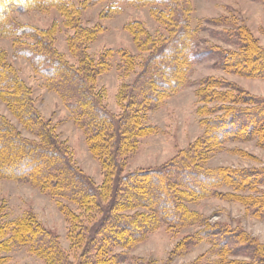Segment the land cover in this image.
<instances>
[{"label":"trees","instance_id":"trees-1","mask_svg":"<svg viewBox=\"0 0 264 264\" xmlns=\"http://www.w3.org/2000/svg\"><path fill=\"white\" fill-rule=\"evenodd\" d=\"M96 1L0 0V37L12 40L15 55L25 58L43 79L45 88L60 98L104 171V183L97 188L73 165L69 149L58 140L50 123L39 115L30 88L0 50V98L18 123L38 139L23 137L0 114V178L26 183L55 198L68 221L72 248L82 249L73 261L51 231L31 215H25L0 225V264H7L6 254L14 247H27L47 264H123L128 259L124 251L131 250L161 226L175 230L205 227L195 235H188L189 239L180 247L185 251L193 244L190 240H208L216 258L194 264H231L224 256L234 250L231 247L234 234L221 238L226 227L205 226L200 214L189 206L216 195L217 188L228 184L226 180L234 181V187L240 189L264 187V168L253 171L204 168L210 152L232 138L256 136L264 145V98L252 96L230 83L205 78L195 91L199 103L196 115L204 132L190 148L158 169L128 175L122 174L118 158L135 148L145 128L146 113L160 106L168 94L188 85L192 66L204 56L217 55L216 66L220 69L261 78L264 77V48L248 27L241 24L232 29L225 17L217 21L218 25L229 28L222 31L221 38L233 45L234 50L199 52L196 36L190 29L189 0H119L135 5L156 2L165 6L154 15L168 34L150 35L139 22L126 26L140 58L144 52L148 54L140 62L132 52L117 51L121 61L119 70L129 72L137 66L141 70L126 93H122L128 109L116 117L102 105L103 92L96 90L94 83L101 70L110 66L113 52H105L102 59L95 61L85 50L98 29L88 30L78 23L80 10ZM253 1L264 7V0ZM49 7L65 14L69 21L66 24L74 30L69 49L77 65L70 64L55 49L52 30L21 25L11 18L16 11ZM258 195L247 207L262 217L264 190ZM72 204L78 214L70 208ZM134 208L139 212L127 213ZM96 216L100 218L94 220ZM91 219L95 223L89 226ZM246 240L242 242L249 256L259 257L262 247Z\"/></svg>","mask_w":264,"mask_h":264},{"label":"rangeland","instance_id":"rangeland-1","mask_svg":"<svg viewBox=\"0 0 264 264\" xmlns=\"http://www.w3.org/2000/svg\"><path fill=\"white\" fill-rule=\"evenodd\" d=\"M140 4L98 0L96 3L83 5L79 12L78 23L81 27L88 30L98 29L97 35L87 43L86 53L98 61L105 52H113L109 58L110 66L101 70L94 83L96 90L103 92L102 105L116 117L128 109L127 99H122L121 96L122 93H126L141 70L140 66L129 72L119 70L121 61L117 51L132 52L138 61L146 59L148 54L144 52L140 58L136 42L126 26L132 22H139L150 35L168 34L163 23L154 15L155 11L158 12L165 6L156 2ZM189 4L192 12L190 29H193L197 39V51L217 53L234 50L233 45L227 44L221 38L222 31L225 32L229 28L218 25L217 21L220 22L221 18L225 17L233 26L232 29L241 24L248 27L259 45L264 48V7L260 2L189 0ZM11 18L21 25L52 30L55 49L70 64L77 65V60L69 49V38L74 34V30L66 24L69 22L66 15L57 8L16 11L12 13ZM0 50L4 52L6 62L30 88L34 107L39 115L50 123L58 140L69 149L73 165L91 179L94 186L101 187L104 183L102 163L89 150L84 134L69 117L60 98L45 88L43 79L34 72L25 58L15 55L10 38L0 37ZM217 58L218 56L212 53L204 56L192 66L188 85L176 93L168 94L160 106L146 113L145 128L139 134L135 148L125 157L118 158L122 165V174L158 169L173 161L178 154L186 151L202 136L204 127L196 115L199 103L195 91L205 78H215L223 84L230 83L252 96L264 98V77H244L220 69L216 66ZM0 114L10 120L23 137L38 141L18 123L1 98ZM204 165V168L213 170L261 169L264 168V145L256 136L232 138L220 148L211 151ZM226 181L228 184L217 188L216 195L189 207L200 214L205 226L226 227V232L221 233V238L234 234V244L231 246L234 250L226 253L225 261L231 264H264L261 262L264 259V216H257L259 213H252V209L247 207L250 200L259 196L264 187L240 189L234 187V181ZM70 208L76 214L79 213L73 204ZM137 212L139 209L136 208L127 211L128 214ZM25 215H31L35 221L51 231L58 238L61 247L70 253L71 259L77 260L82 249L72 248L68 237L69 224L56 199L26 183L0 178V225ZM98 217L100 218L96 216L94 220L99 219ZM94 220H89L88 225H93ZM204 228L194 226L175 230L161 226L149 233L131 250H125L128 259L123 264H194L197 261H210L216 258V255L212 252V244L208 240H190L193 244L186 247L185 251L180 247L184 240L189 239L188 235H195ZM245 238L255 241L262 247L258 253L259 257L249 256L250 252L242 242ZM6 255L7 264H47L44 259L30 253L27 247H14Z\"/></svg>","mask_w":264,"mask_h":264}]
</instances>
